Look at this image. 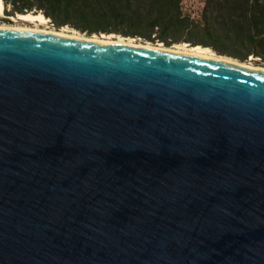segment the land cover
<instances>
[{
	"label": "water",
	"instance_id": "water-1",
	"mask_svg": "<svg viewBox=\"0 0 264 264\" xmlns=\"http://www.w3.org/2000/svg\"><path fill=\"white\" fill-rule=\"evenodd\" d=\"M0 264H264V69L1 28Z\"/></svg>",
	"mask_w": 264,
	"mask_h": 264
},
{
	"label": "trees",
	"instance_id": "trees-1",
	"mask_svg": "<svg viewBox=\"0 0 264 264\" xmlns=\"http://www.w3.org/2000/svg\"><path fill=\"white\" fill-rule=\"evenodd\" d=\"M183 1L2 0L11 15L41 13L56 28L201 45L239 61L264 62V0H199L197 16L184 11Z\"/></svg>",
	"mask_w": 264,
	"mask_h": 264
},
{
	"label": "rangeland",
	"instance_id": "rangeland-1",
	"mask_svg": "<svg viewBox=\"0 0 264 264\" xmlns=\"http://www.w3.org/2000/svg\"><path fill=\"white\" fill-rule=\"evenodd\" d=\"M183 7H184V11H186L187 13H190L193 16H197L200 13V11H201L202 3L199 0H184L183 1ZM15 16L16 15H11L8 11L3 9L2 14H0V25L14 26V27H29V28H32V29L46 30V31L57 32V33L63 32V33H66V34L75 33V34H81V35H83L85 37H98V38L99 37L102 38V36L104 37L103 34L102 35H97V34L87 35L85 33H80L79 31L71 29V28H69L67 26L61 27V28H56L55 26H53V24L50 23L49 20L45 24H39L37 22L36 23H28V22H24V21H21V20H13L12 17L16 18ZM114 38H116V36H113L112 40H114ZM124 38H128V37H124ZM132 39H134L135 43L142 44V45H147L148 44L150 46H158V47L165 48V49L166 48H172V49H176L177 48V44H172V45L166 46V45H164L161 42L143 41V40H141L139 38H132ZM105 40H108V39H105ZM112 40H109V41H112ZM179 44H186V46L188 48L194 47V46H190L187 43H179ZM196 46H199L201 48H206V49L210 50L211 52H213L214 54H216L210 48L202 47L201 45H196ZM216 55H219V54H216ZM219 56H223V57L229 58V59H231L233 61L242 63L243 65H246V66H249V67L250 66L251 67H261L262 69H264V62L258 61L259 59L255 58V57H249L248 60L244 62V61H239V60H236V59H233L231 57L224 56V55H219Z\"/></svg>",
	"mask_w": 264,
	"mask_h": 264
},
{
	"label": "bare ground",
	"instance_id": "bare-ground-1",
	"mask_svg": "<svg viewBox=\"0 0 264 264\" xmlns=\"http://www.w3.org/2000/svg\"><path fill=\"white\" fill-rule=\"evenodd\" d=\"M3 9H4L3 3H2V0H0V14H2ZM15 17L16 18L12 17V19L13 20H21V21L28 22V23H36L37 22L39 24H45L48 21V19L45 18L41 13H37V14H30V13L16 14ZM1 28L18 29V30H32V31H38V32H45V33H51V34L68 36V37L76 38V39L92 40V41H96V42H111V43L126 44V45H131V46L158 48V49H162V50H170L172 52L189 54V55H193V56L207 57V58H212V59L226 61V62L232 61L229 58L216 55V54H214L213 52H211L210 50H208L206 48H201L199 46H194V47L188 48L186 46V44H177V48L176 49H172V48H166L165 49V48H161V47H158V46H150L148 44L147 45L138 44V43H135L134 39H132V38H124V37L116 36V38H114V40H112V37L114 36L113 34L104 35V37L102 36V38H100V37L98 38V37H85V36H83L81 34H75V33H72V34H66V33H63V32L57 33V32H51V31H46V30L32 29V28H29V27H14V26L0 25V29ZM105 39H108V40H105ZM109 40H112V41H109ZM247 67H249V66H247ZM250 68H254V67L250 66Z\"/></svg>",
	"mask_w": 264,
	"mask_h": 264
}]
</instances>
